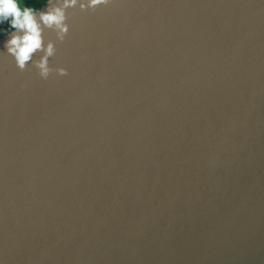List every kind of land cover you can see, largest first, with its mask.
Returning <instances> with one entry per match:
<instances>
[{"label": "water", "instance_id": "obj_1", "mask_svg": "<svg viewBox=\"0 0 264 264\" xmlns=\"http://www.w3.org/2000/svg\"><path fill=\"white\" fill-rule=\"evenodd\" d=\"M68 17L47 80L0 59V259L264 264V3Z\"/></svg>", "mask_w": 264, "mask_h": 264}, {"label": "clouds", "instance_id": "obj_2", "mask_svg": "<svg viewBox=\"0 0 264 264\" xmlns=\"http://www.w3.org/2000/svg\"><path fill=\"white\" fill-rule=\"evenodd\" d=\"M34 2L41 7H34ZM111 3L112 0H0V39L4 49L0 59L10 57L16 70L24 72L33 55L43 52L34 67L40 78L47 80L53 71L48 60L55 54V47L51 42L44 44V31L56 32L57 39L62 41L70 30L68 9L93 12ZM55 72L61 78L69 75L63 67ZM0 264H5L3 259Z\"/></svg>", "mask_w": 264, "mask_h": 264}, {"label": "trees", "instance_id": "obj_3", "mask_svg": "<svg viewBox=\"0 0 264 264\" xmlns=\"http://www.w3.org/2000/svg\"><path fill=\"white\" fill-rule=\"evenodd\" d=\"M33 6L38 7V8L41 7V5L39 3H36V2H34Z\"/></svg>", "mask_w": 264, "mask_h": 264}]
</instances>
